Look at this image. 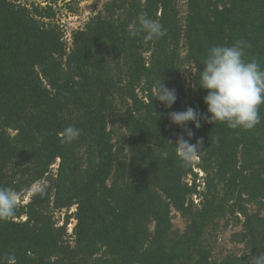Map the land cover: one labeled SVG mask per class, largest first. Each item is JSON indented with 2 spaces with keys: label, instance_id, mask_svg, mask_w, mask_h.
Masks as SVG:
<instances>
[{
  "label": "trees",
  "instance_id": "16d2710c",
  "mask_svg": "<svg viewBox=\"0 0 264 264\" xmlns=\"http://www.w3.org/2000/svg\"><path fill=\"white\" fill-rule=\"evenodd\" d=\"M56 4L0 0V187L21 197L0 221V264H249L264 252V105L251 130L187 124L189 142L203 140L190 167L169 113L207 115L212 46L243 41L264 69V0H186L184 14L178 0H107L70 41ZM141 12L166 35L129 37ZM159 78L175 89L171 108L152 100ZM69 125L81 135L62 143ZM229 230L233 251L218 255Z\"/></svg>",
  "mask_w": 264,
  "mask_h": 264
},
{
  "label": "clouds",
  "instance_id": "9594fccd",
  "mask_svg": "<svg viewBox=\"0 0 264 264\" xmlns=\"http://www.w3.org/2000/svg\"><path fill=\"white\" fill-rule=\"evenodd\" d=\"M129 37L143 34L146 41L158 40L166 35L162 24L141 12L136 20L129 24ZM246 43L236 41L231 46L215 45L207 50L204 67L200 71L199 88L206 91L203 102L207 106V115L194 108L169 113L170 122L184 127L188 139L178 136L175 149L183 166H192L200 157L203 140L190 143L193 132L188 129L191 123L194 128L201 127V119L206 123L226 124L230 129L251 130L260 123L259 109L264 105V69L255 60H245ZM155 96L165 108H171L176 101L175 89L168 88L162 80L154 85ZM81 135L75 126H66L59 136L62 143H72ZM171 145V142H169ZM42 183L35 186V194H44ZM20 194L12 187H0V221L15 217L19 207ZM5 264H16L14 255L5 259ZM249 264H264V252L251 255Z\"/></svg>",
  "mask_w": 264,
  "mask_h": 264
},
{
  "label": "rangeland",
  "instance_id": "374dc122",
  "mask_svg": "<svg viewBox=\"0 0 264 264\" xmlns=\"http://www.w3.org/2000/svg\"><path fill=\"white\" fill-rule=\"evenodd\" d=\"M26 3V0H21ZM37 1V0H35ZM70 0H57V4L55 5V11L57 13V24L61 25L62 30L65 33V38L70 41V32L82 28L83 25L88 21V19L94 15L99 9H101L102 5L107 0H86L84 2H81L76 9H74V12L71 14L68 10L67 3ZM185 2L186 0H178V5L180 12L182 14L185 13ZM27 3H30L27 1ZM67 42V40H66ZM187 75V72H186ZM187 84V81H186ZM55 171V166L53 167V170ZM197 171V170H195ZM199 176L200 173H199ZM35 190V187L33 188ZM26 201V199H24ZM74 209L70 210V213H73ZM60 217V215H58ZM71 225L68 226L69 232L71 231V228L73 227L74 222H70ZM175 228H178L179 230H182L183 223L181 222L180 218L176 216L173 220ZM239 230V228L236 229V231ZM230 230L227 231L224 234H221L219 236L217 247H216V253L218 255H223L226 252L233 251L232 246L228 243Z\"/></svg>",
  "mask_w": 264,
  "mask_h": 264
}]
</instances>
